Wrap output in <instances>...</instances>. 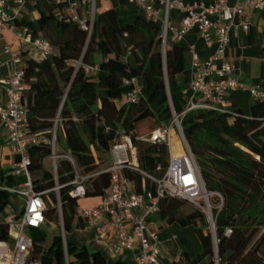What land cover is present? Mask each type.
Segmentation results:
<instances>
[{"label": "trees", "instance_id": "16d2710c", "mask_svg": "<svg viewBox=\"0 0 264 264\" xmlns=\"http://www.w3.org/2000/svg\"><path fill=\"white\" fill-rule=\"evenodd\" d=\"M45 4L38 5V19H17L16 23L28 26L34 38L43 36L52 46V54L42 60L25 58V80L30 88L23 100L29 114L28 130L42 136L29 147L28 168L34 187L44 191L57 183L62 185L61 210L58 192L51 190L45 196L46 202L48 197L51 199L47 202L46 221L30 233L35 244L33 257H40L44 264H66L61 217L66 233L84 224L78 215L80 198L70 194L76 170L84 175L100 172L88 180L85 197L102 196L112 185L109 165L101 167L104 157L109 160L115 139L129 135L138 148L139 167L158 177L164 174L169 158L167 145L141 139L137 125L147 118H153L158 127L170 123L172 108L166 76L186 69L188 49L169 40L164 42L161 24L147 16L122 25L115 9L97 12L90 33L67 17H58L55 6ZM97 54L102 55L99 62ZM76 60L98 64L97 76L87 74L83 66L77 67ZM134 76L140 81L141 97L135 103L118 102L129 89L123 84L124 78ZM171 98L175 110L183 111L185 106L178 98ZM58 115L62 120L57 139L74 163L60 158L56 180L44 168L42 159L52 153ZM182 127L211 193L215 233L203 209L186 212L188 200L162 197L157 211L160 226L193 225L203 247L197 258L185 256L172 264H264V99L257 100L249 114L237 106L222 113L188 112L182 118ZM35 173L40 176L34 178ZM123 174L134 181L138 192L155 190L154 182L140 171L125 168ZM0 177H6L3 169ZM7 178L13 180L11 175ZM9 196L8 191L0 190V211L8 204ZM52 222L57 223L59 232L46 246L43 240ZM228 228L230 234L226 233ZM8 229V222L0 220V240H8ZM67 254L69 264H128L68 239Z\"/></svg>", "mask_w": 264, "mask_h": 264}, {"label": "built area", "instance_id": "2783aa9c", "mask_svg": "<svg viewBox=\"0 0 264 264\" xmlns=\"http://www.w3.org/2000/svg\"><path fill=\"white\" fill-rule=\"evenodd\" d=\"M29 0H0V40L6 30L12 31L20 44L25 47L32 45L44 56L52 54V46L43 36L33 37L31 29L26 25H17L21 9ZM65 3L67 19L77 23L90 33L93 28L92 17L80 13L81 7L89 6L94 13L98 0H60ZM137 3L146 16L162 27V38L166 42L169 37L174 41L182 39L190 29L196 28L208 46L216 43L215 51L208 59L201 61L193 50V79L190 84L192 97L183 111L177 112L170 97L172 119L165 127H158L141 139L151 143H165L168 147V165L160 177L147 173L139 167L138 148L131 136L123 135L115 139L110 154L113 164L107 168L112 174V185L101 196L100 202L93 207L79 206L78 215L89 226L95 227L98 238L108 241L114 239L113 250L121 253L126 249H133L137 240L140 242L139 251L133 252L135 264H157L161 252L160 237L157 230L149 227L148 217L157 213L162 197L169 195L188 200L203 209L210 225L214 223L210 192L207 191L202 178L196 157L186 140L182 118L186 113L196 110H212L226 112L229 109L227 96L236 90H248L257 101L264 99V89L248 86L234 74L232 66L221 60V55L226 52L230 41L231 31L234 27L241 26L245 33L251 29V9L264 11V0H215L213 3L197 2L186 3L184 0H129ZM165 6V14L161 16L155 6L156 2ZM176 8L182 11V29L171 24L169 11ZM4 52L10 55L13 71L10 77L0 79V84L6 88L7 98L0 103V121L8 132V142L12 153L18 156L12 168V175H25V181L15 185H8L1 180L0 190L24 197V204L18 214V220L8 222L9 238L0 240V264H44L40 257H33L35 247L29 232L31 229L40 228L46 221L47 202L45 196L51 190L58 192V207L61 210L59 189L62 185L44 191L34 187L33 176L29 170V147L37 143L42 136L28 130L29 114L23 100L30 85L25 80V70L22 56L14 51L7 42ZM1 64V62H0ZM79 67L83 66L85 72L94 75L99 71L98 64H85L82 60L74 61ZM123 84L128 86L126 102L135 103L142 95V88L138 77L124 78ZM58 115L55 118L52 153L42 159L45 169L50 170L57 180L58 160L67 158L74 163L69 151L58 153L60 144L57 139V128L61 121ZM176 135L179 144L174 146L173 137ZM125 168L140 171L149 177L155 184V190L138 192L133 180L123 174ZM161 169V166L158 167ZM100 174H81L76 170L70 194L82 198L86 196L88 180ZM219 194V193H217ZM221 196V194H219ZM204 200V204L201 201ZM232 230L227 229L230 234ZM29 233V234H28ZM61 234L65 249L66 264H69L67 254V233L61 217Z\"/></svg>", "mask_w": 264, "mask_h": 264}, {"label": "crops", "instance_id": "0c3cea01", "mask_svg": "<svg viewBox=\"0 0 264 264\" xmlns=\"http://www.w3.org/2000/svg\"><path fill=\"white\" fill-rule=\"evenodd\" d=\"M186 3L194 4L197 2H205L206 4L213 3L215 0H184ZM39 3H46L55 6V14L58 17H66L67 11L65 3L60 0H29L21 9L19 20L33 21L40 17ZM44 5V6H45ZM43 7V4L41 5ZM155 6L159 10L161 16L165 14V6L161 2H156ZM108 9H115L119 22L122 25L133 23L139 16H146V12L135 2L129 0H98L95 6L94 13L89 6L81 7L80 13L92 17L97 12H102ZM251 16V29L245 33L241 26L234 27L231 31V41L225 53L220 57L222 61L228 62L234 69V74L241 81L248 86H255L259 89H264V11L251 9L249 11ZM182 11L172 8L169 11V19L171 24L178 29H182ZM169 43H179L188 49V62L186 69L180 73L172 75L167 78L168 90L170 95H175L178 100L186 106L193 93L190 84L193 79V50L198 54V58L204 61L215 51L216 43L208 46L206 41L201 37L196 28L188 30L179 41H174L171 37L168 38ZM9 42L14 51L19 52L23 59L34 58L42 60L44 56L39 50L32 45L23 47L16 39L12 31L6 30L4 37L0 40V79L8 78L13 71V65L10 55L4 52L5 44ZM26 52L27 55H22ZM100 59H102V55ZM95 75V74H94ZM93 75V76H94ZM7 98L6 88L0 84V103H4ZM125 100V101H124ZM228 105L242 108L246 114L250 113L251 106L256 100L251 96L248 90H236L230 92L227 96ZM118 102H126V93H124L122 100ZM158 128V127H157ZM155 128V129H157ZM153 129V130H155ZM18 156L12 153L8 142V132L0 121V169L5 171V178H2L8 185H15L19 182L25 181V175H12L11 171L14 162ZM13 176V180L7 176ZM21 180H17V177ZM98 197V202L92 204L96 206L101 196ZM94 197V198H95ZM83 198H80V201ZM80 206H83L80 204ZM88 206V207H93ZM149 227L152 230H157L160 237L161 252L159 255V262L157 264H172L175 261L182 260L185 256L192 259L197 258L203 250L202 242L193 225L182 226L178 223L160 226L159 216L157 213H152L148 217ZM85 223L82 225V227ZM84 236L80 235L79 240H71V243L86 245L91 250H100L106 257L110 259H120L126 261L128 264H135L133 252L139 251L140 242L136 241L133 249H126L121 253H115L113 250L114 239L104 241L97 236L96 228L89 226L83 227ZM81 232V230H79ZM80 234V233H79Z\"/></svg>", "mask_w": 264, "mask_h": 264}, {"label": "rangeland", "instance_id": "374dc122", "mask_svg": "<svg viewBox=\"0 0 264 264\" xmlns=\"http://www.w3.org/2000/svg\"><path fill=\"white\" fill-rule=\"evenodd\" d=\"M96 60L97 62H99L100 59V55L97 54L96 55ZM97 76V73L94 75V77ZM125 101V100H124ZM158 125L155 123V120L153 118H147L141 122L138 123L137 125V134L139 137L142 136H147L149 133H151L153 131V129L157 128ZM61 147L63 148V142L61 144ZM58 153L63 154L65 153V151L61 148H58ZM109 161V164H108ZM113 164V159L110 156L109 160H106V158L104 157V162L101 164V167H104L106 165H112ZM40 173H35L34 174V178L39 177ZM17 180H21V177H17ZM49 194V193H48ZM98 197L94 198V197H88V198H83L80 201V204L83 205L84 207H88V206H93L92 204H95L98 202ZM210 199V198H209ZM51 202L50 197L47 198V202ZM202 203V201H201ZM24 204V197L17 195V194H13L10 193L9 196V202L8 204L5 206V208L0 211V220H5L7 222H15L18 220V214L21 210L22 205ZM201 209L200 207L194 205L193 203L189 202L185 205V210L186 212H190L194 209ZM213 213V211H212ZM161 223V221L159 220V224ZM85 228H88L89 225L87 223H85V225L83 226ZM82 226L81 227H73L70 231L67 232V239L69 241L71 240H79L78 238H80V235L84 234V228ZM79 230H81V232H79ZM59 232L58 229V225L56 222H52L47 228H46V236L43 240V243L46 246H49L52 244L55 235ZM30 233V232H29ZM28 233V234H29ZM80 233V234H79ZM31 234V233H30ZM84 236V235H83ZM79 245H82L81 242L78 241Z\"/></svg>", "mask_w": 264, "mask_h": 264}, {"label": "bare ground", "instance_id": "6f19581e", "mask_svg": "<svg viewBox=\"0 0 264 264\" xmlns=\"http://www.w3.org/2000/svg\"><path fill=\"white\" fill-rule=\"evenodd\" d=\"M173 142H174V146L177 147V145L179 144V141H178L176 135H174V137H173Z\"/></svg>", "mask_w": 264, "mask_h": 264}, {"label": "water", "instance_id": "95a60500", "mask_svg": "<svg viewBox=\"0 0 264 264\" xmlns=\"http://www.w3.org/2000/svg\"><path fill=\"white\" fill-rule=\"evenodd\" d=\"M167 78H168V76H166V81H167ZM167 85H168V82H167ZM211 228H212L213 232L215 233V221H214L213 225H211Z\"/></svg>", "mask_w": 264, "mask_h": 264}]
</instances>
